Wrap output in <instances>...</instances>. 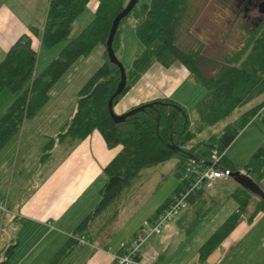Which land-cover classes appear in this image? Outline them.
<instances>
[{"label": "trees", "instance_id": "1", "mask_svg": "<svg viewBox=\"0 0 264 264\" xmlns=\"http://www.w3.org/2000/svg\"><path fill=\"white\" fill-rule=\"evenodd\" d=\"M90 1L50 0L43 31L30 25L0 61V94L8 90L14 95L13 102L0 117L1 151L21 131L24 122L34 118L48 103L51 90L67 71L81 57L90 55L97 46L104 48L105 62L79 90L77 110L67 129L58 138H51L44 148L48 155L56 141L69 142L73 146L95 131L101 133L109 149L123 147L104 168L107 182L100 189L99 203L76 226L74 234L87 238V231L98 217L110 220L116 216L124 201H129L134 195V182L142 170L164 164L175 157L178 158L176 176L180 183L156 209L148 221L150 224L191 190L197 176L189 172L192 161L200 170L206 169L211 166L215 151L223 155L216 167L227 168L230 172L240 170L264 190V143L242 169L229 161L226 153L239 134L258 117L264 101L227 124L217 134L192 143L198 135L227 119L235 110L264 95V22L253 38L248 54L237 66L207 56L203 53L204 47L188 50L179 47L178 30L191 21L188 11L190 0H152L145 5H140L139 1L129 16L121 21L114 39L113 47L117 55L123 45V25L133 20L137 37L143 45L140 55L126 68L127 86L124 93L114 99V107L156 63L165 68L181 63L189 70L194 87L204 88L205 94L197 103L199 118L194 130L191 129L185 107L174 98L167 97L153 101L157 102L153 108L148 107L124 122L116 123L108 104L121 80V72L118 66L110 62L106 43L115 17L130 0H98L93 20L77 37L69 39L74 22ZM35 37H40L42 48L46 49L68 40L57 57L38 75L39 53L33 44ZM262 116L264 123V114ZM170 145L182 150L191 146L188 152L196 159L173 150ZM235 184L234 190L224 191L223 198L215 197L205 186L193 191L187 199L186 210L195 213L193 229L227 200L233 199L238 205L198 250L197 258L201 263L206 262L237 229L247 212L250 198L254 197L250 191ZM258 200L259 210H264V202ZM71 240L80 244L74 238ZM70 253L67 243L46 264H63ZM14 254L15 246L9 247L6 259L0 264H9Z\"/></svg>", "mask_w": 264, "mask_h": 264}, {"label": "crops", "instance_id": "2", "mask_svg": "<svg viewBox=\"0 0 264 264\" xmlns=\"http://www.w3.org/2000/svg\"><path fill=\"white\" fill-rule=\"evenodd\" d=\"M38 4L39 0L0 2V37L5 53L30 26L23 22L17 12L37 10ZM49 4L50 0L43 7ZM43 28L44 25L41 31ZM35 41L42 52L40 37L33 38V44ZM189 81L190 72L184 65L175 63L165 68L156 63L115 105L114 111L122 115L132 108L164 97L174 98L183 105L177 93ZM7 108L0 111V117ZM39 113L26 120L21 131L0 151V198L7 209L5 214H0V239L6 232L8 239L5 244L15 246V254L9 264L29 236H36V239L17 264H24L41 249L34 256V261L36 264H46L67 243L71 253L63 264H114L113 256L120 250V245L129 242L148 223L159 206L141 223L140 219L137 220L139 208L134 205L136 197L133 195L129 201H124L112 219L98 217L93 222L92 228L87 231V238L84 237L85 244L72 241L71 238L77 240L78 235L74 234L76 226L95 209L101 199L100 189L107 182L104 168L123 147L109 149L101 133L95 131L73 146L69 142L56 141L46 155L43 146L51 138H58L66 129L57 130L52 135L53 121L40 131H26ZM36 138L45 141L41 146L38 142L36 146ZM231 201L234 200H227L221 207ZM234 203L231 204L232 213L238 207ZM185 215L183 212L180 220ZM15 228L19 230L20 237L18 231L15 233ZM182 234L179 224L171 223L162 235L150 238L142 246L139 260L145 264H201L197 253L207 237L201 238L200 230L191 231L190 236ZM215 252L209 259H213Z\"/></svg>", "mask_w": 264, "mask_h": 264}, {"label": "rangeland", "instance_id": "3", "mask_svg": "<svg viewBox=\"0 0 264 264\" xmlns=\"http://www.w3.org/2000/svg\"><path fill=\"white\" fill-rule=\"evenodd\" d=\"M151 1L140 0V5L150 4ZM231 1L190 0L188 11L191 15V21L189 24L181 26L178 30L177 43L179 47L184 50L191 49L192 47H204L203 53L207 56L219 62L240 65L250 50L253 38L258 34L260 26L264 22V15H262L260 20L245 19L244 13L237 15V13L235 14L232 11ZM46 3H48V0H39L37 10L27 9L18 11L17 13L22 17L24 23L35 25L42 30L46 22L49 6L43 7ZM97 5L98 0L90 1L83 14L74 22L69 39L77 37L90 24L94 18ZM122 35L123 45L118 50L117 57L125 68H128L142 52L143 45L137 37L136 25L133 20L123 25ZM67 41L60 43L52 49L43 47L42 52L39 51V46L35 41L34 47L39 53L36 75L40 74L57 57ZM6 53L1 45L0 37V61L5 58ZM104 62V48L101 45L97 46L90 55L81 57L53 87L48 103L43 107L38 117L30 123V126L26 127V131H40L53 121L54 126L52 130L54 132L52 135L57 133V130L59 132V130L63 131V129H67L65 126H68L71 117L77 110L79 90ZM204 94L205 89L194 87L191 81L185 83L177 93L189 114L192 130H194V124L199 118L197 103ZM13 100L14 95L8 90H4L0 94V111L8 107ZM262 101H264V95L238 108L227 119L209 128L203 134L198 135L192 143L201 142L208 139L209 136L217 134L227 124L234 122L242 114ZM262 117L261 115L255 118L226 151L228 160L239 169H242L250 162L254 153L264 143V123L261 120ZM44 141L43 138L40 140L38 138L35 141V145L37 146L39 142L41 146ZM45 145L43 148L46 147ZM190 147L186 146L185 150L189 151ZM177 162L178 158L175 157L164 164L145 168L140 173V177L135 179L134 191L132 192H134V196L136 197L134 205L139 208L137 220L140 219L141 223L144 222L143 218L149 217L158 206L162 205L172 195L179 185L180 180L176 176ZM215 183L208 189H210V193L214 196H217L219 193L221 198L224 196V191H232L236 188V184L231 178ZM231 202L224 207H217L216 210L205 218L203 225H197L195 229H193L195 213L189 209L185 210V217L180 220L182 213L177 218L167 222L164 231L171 223L175 222L179 224L180 230L183 231L182 235L190 236L191 231L200 230L201 238L207 237L206 239H208L232 213L231 206L233 205L231 204L235 203L234 201ZM258 204L259 200L257 197L250 198L247 212L235 232L215 252L213 259H209L201 264H264V210H259L261 207L259 208ZM256 210H259V212L256 213ZM17 231L19 236L18 229H16L15 233ZM11 232L13 233V230ZM5 238L6 232L2 239H0L1 261L5 260L6 251L10 247L5 244L8 237ZM27 239L22 248L16 252V257L11 264L19 262L22 256L27 253L30 243L36 239V236L35 238L29 236ZM40 251L42 249L34 252L24 264H36L34 256L39 254Z\"/></svg>", "mask_w": 264, "mask_h": 264}, {"label": "built area", "instance_id": "4", "mask_svg": "<svg viewBox=\"0 0 264 264\" xmlns=\"http://www.w3.org/2000/svg\"><path fill=\"white\" fill-rule=\"evenodd\" d=\"M264 114V106L258 113V116ZM221 154L217 151L213 153L211 166L200 170L196 167L195 161H192L189 172L195 173V183L191 190L182 195L181 198L164 214H162L154 223L145 224L129 242H124L120 245V250L114 254V264H145L137 259L142 246L152 237L163 233L167 222L172 221L182 214L187 209V199L193 191L200 190L203 187H211L215 182L222 179L231 178V172L227 168L216 167L222 159ZM7 212L6 204L0 199V214ZM80 244H85L84 237H76ZM156 264V263H153Z\"/></svg>", "mask_w": 264, "mask_h": 264}, {"label": "water", "instance_id": "5", "mask_svg": "<svg viewBox=\"0 0 264 264\" xmlns=\"http://www.w3.org/2000/svg\"><path fill=\"white\" fill-rule=\"evenodd\" d=\"M139 1L140 0H130L128 5L115 17L113 24H112V27H111L110 35H109L107 43H106V50H107L110 62L112 64L118 66L120 69V72H121V80L117 86L116 91L114 92L113 96L109 100V104H108L110 114L116 123L124 122L127 118L132 117V116H134L137 113H140L142 111H145L148 107L153 108L155 106V104H157V102L142 104L140 106H137V107L131 109L130 111H128L122 115H118L114 111V99L117 98L118 96L122 95L126 89V86H127L126 68L122 64V62L118 59V57L115 53V50L113 47L114 39H115V36L117 34V31H118V28H119L121 21L129 16V14L138 5ZM260 13L262 15H264V1L262 3V9H261ZM170 147L179 153L187 154L192 159H196V157L194 155L190 154L188 151L182 150L175 145H170ZM230 177L239 186L250 191L254 196L258 197L259 199H261L264 202V190L252 178H250L249 176H247L246 174H244L241 171L231 172Z\"/></svg>", "mask_w": 264, "mask_h": 264}, {"label": "flooded vegetation", "instance_id": "6", "mask_svg": "<svg viewBox=\"0 0 264 264\" xmlns=\"http://www.w3.org/2000/svg\"><path fill=\"white\" fill-rule=\"evenodd\" d=\"M264 0H232L231 9L237 15L244 13V18L249 20H260L262 14V3Z\"/></svg>", "mask_w": 264, "mask_h": 264}]
</instances>
